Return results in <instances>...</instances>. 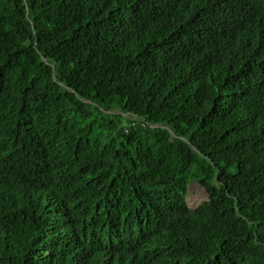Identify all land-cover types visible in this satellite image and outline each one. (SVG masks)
<instances>
[{"label":"trees","instance_id":"1","mask_svg":"<svg viewBox=\"0 0 264 264\" xmlns=\"http://www.w3.org/2000/svg\"><path fill=\"white\" fill-rule=\"evenodd\" d=\"M0 264H264V0H0Z\"/></svg>","mask_w":264,"mask_h":264},{"label":"rangeland","instance_id":"2","mask_svg":"<svg viewBox=\"0 0 264 264\" xmlns=\"http://www.w3.org/2000/svg\"><path fill=\"white\" fill-rule=\"evenodd\" d=\"M206 198L207 192L204 187L200 186L197 182L190 183L187 194V203L190 209L198 206Z\"/></svg>","mask_w":264,"mask_h":264}]
</instances>
